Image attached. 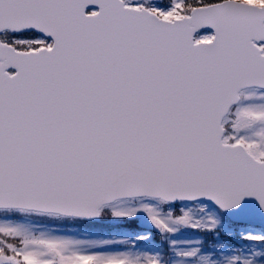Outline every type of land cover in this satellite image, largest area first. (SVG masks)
I'll list each match as a JSON object with an SVG mask.
<instances>
[{"label":"snow or ice","instance_id":"6c2138e0","mask_svg":"<svg viewBox=\"0 0 264 264\" xmlns=\"http://www.w3.org/2000/svg\"><path fill=\"white\" fill-rule=\"evenodd\" d=\"M0 264H264V0H0Z\"/></svg>","mask_w":264,"mask_h":264}]
</instances>
